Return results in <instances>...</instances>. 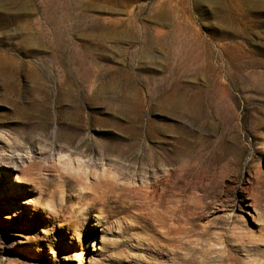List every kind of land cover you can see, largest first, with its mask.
Returning <instances> with one entry per match:
<instances>
[{
	"label": "rangeland",
	"instance_id": "1",
	"mask_svg": "<svg viewBox=\"0 0 264 264\" xmlns=\"http://www.w3.org/2000/svg\"><path fill=\"white\" fill-rule=\"evenodd\" d=\"M95 262L264 264V0H0V264Z\"/></svg>",
	"mask_w": 264,
	"mask_h": 264
},
{
	"label": "bare ground",
	"instance_id": "2",
	"mask_svg": "<svg viewBox=\"0 0 264 264\" xmlns=\"http://www.w3.org/2000/svg\"><path fill=\"white\" fill-rule=\"evenodd\" d=\"M178 151V150H177ZM153 156V155H152ZM160 158H162L161 156H160ZM161 160V159H160ZM160 162V161H159ZM87 193H91V192H87ZM96 246V245H95ZM97 262V261H96ZM96 262H95V264H96ZM98 262H100V261H98Z\"/></svg>",
	"mask_w": 264,
	"mask_h": 264
},
{
	"label": "snow or ice",
	"instance_id": "3",
	"mask_svg": "<svg viewBox=\"0 0 264 264\" xmlns=\"http://www.w3.org/2000/svg\"><path fill=\"white\" fill-rule=\"evenodd\" d=\"M61 158H63V157H61Z\"/></svg>",
	"mask_w": 264,
	"mask_h": 264
}]
</instances>
